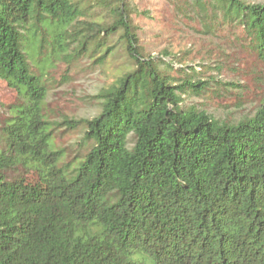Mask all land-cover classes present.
<instances>
[{
    "label": "trees",
    "instance_id": "obj_1",
    "mask_svg": "<svg viewBox=\"0 0 264 264\" xmlns=\"http://www.w3.org/2000/svg\"><path fill=\"white\" fill-rule=\"evenodd\" d=\"M177 1L204 34L240 28L264 61L263 2ZM92 5L110 21H87ZM137 32L126 0H0V81L21 97L0 125V264H264V105L228 120L186 103L211 82L145 57ZM69 38L65 60L102 65L119 46L132 69L97 116L48 122L26 50L62 57ZM81 124L87 152L63 164L53 133Z\"/></svg>",
    "mask_w": 264,
    "mask_h": 264
},
{
    "label": "rangeland",
    "instance_id": "obj_2",
    "mask_svg": "<svg viewBox=\"0 0 264 264\" xmlns=\"http://www.w3.org/2000/svg\"><path fill=\"white\" fill-rule=\"evenodd\" d=\"M254 1L264 3V0ZM126 2L145 57L156 59L166 54L169 57L165 60H172L174 70L183 72L187 67L197 68L198 78L211 82L207 85L210 91L186 99V103H199L212 115L228 120L238 119L264 105V61L249 48L240 28L224 26L214 33L204 34L197 21L177 12L175 5L180 1L174 0L171 4L167 0ZM86 14V20L94 25L110 21L108 13L96 5L87 8ZM105 42L115 44L116 37ZM34 48L35 45L29 43L26 52L31 72L40 78L45 91L41 108L48 122L83 121L97 116L100 112L98 96L132 69L119 46L116 55L102 65H92L85 57L63 59V55L75 51L76 42L70 38L62 57L52 53L49 46L39 55ZM182 72L172 75L181 77ZM19 105L21 97L16 90L0 81V125L10 117V109ZM83 132L82 124L74 129L60 127L54 131V147L63 152L60 162L73 166L86 154V146L78 144ZM24 177L28 184L40 185L34 168H26Z\"/></svg>",
    "mask_w": 264,
    "mask_h": 264
}]
</instances>
